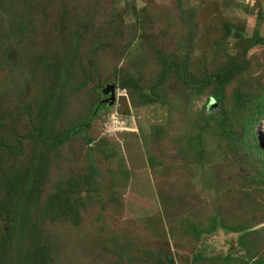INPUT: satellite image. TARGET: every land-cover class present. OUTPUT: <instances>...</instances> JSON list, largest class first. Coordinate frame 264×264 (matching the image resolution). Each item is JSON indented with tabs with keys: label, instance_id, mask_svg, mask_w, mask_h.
<instances>
[{
	"label": "rangeland",
	"instance_id": "rangeland-1",
	"mask_svg": "<svg viewBox=\"0 0 264 264\" xmlns=\"http://www.w3.org/2000/svg\"><path fill=\"white\" fill-rule=\"evenodd\" d=\"M255 35L264 40V0H0V183L38 180L19 210L13 201L2 205L21 227L13 240L19 250L0 248V264H32L42 252L47 264L264 261V154L241 157L231 138L218 134L216 118L201 146L191 148L204 111L234 112V88L264 94V43L247 42ZM165 59L187 61L189 76L229 60L248 66L211 110L212 87L198 93L174 72L152 104L117 90L115 103H103L92 121L91 143L79 133L48 150L27 136L40 127L50 138L79 124L107 97L104 87L128 75L151 92ZM233 131L241 136L245 127ZM254 134L264 142V118ZM6 157L15 158V174ZM81 187L77 221L45 212L49 197H73ZM215 219L256 231L254 245L248 237L243 247L244 231L222 226L193 232Z\"/></svg>",
	"mask_w": 264,
	"mask_h": 264
},
{
	"label": "trees",
	"instance_id": "trees-1",
	"mask_svg": "<svg viewBox=\"0 0 264 264\" xmlns=\"http://www.w3.org/2000/svg\"><path fill=\"white\" fill-rule=\"evenodd\" d=\"M232 28V27H231ZM59 35L58 33H56ZM248 42V48H252L257 44L264 43L263 37L255 35L250 39H247ZM188 62L182 61L177 62L174 60H167L165 59L162 64V71L159 75V80L151 85V92L145 91L139 83V80L135 78L133 75H128V77H124L119 81V84H117L118 88L117 90L125 89L126 91H129L132 101H138L143 104H152L153 102H156L159 100L160 94L159 89L162 86V84L167 80V78L173 74L174 72L178 73V78L182 83H184L187 87L195 90L198 93H202L206 88L212 87V94L211 98L207 104L209 106V110L213 109L215 106H217L219 103H221L224 100V92L226 90V87L234 83L237 78L241 75L242 71L245 70L248 66V61L244 62H238L235 60H229L226 61L225 64H222L217 69L212 71L211 73L205 75V76H198L193 75L189 76L188 74ZM188 75V76H187ZM136 90L138 94V98L135 100V97L133 96L132 92ZM262 90H245L241 87H236L232 91V107L234 112L224 110L221 116H215L211 112H205L202 114L203 123L200 124L197 127L198 132L195 133L193 138L196 140L194 143L191 144V148L194 150H197L201 146V135L202 131L204 129H207L211 120L217 119V130L218 134L220 136H229L231 138V148H235L237 152L240 153V156L243 158H246L248 162L253 161L254 158L258 153L264 154V142L261 141L256 135L254 134V130L256 127V124L259 123L264 118V94H262ZM105 105H108L104 103ZM206 106V107H207ZM103 107V103L97 102L92 107L90 113L80 122L79 124H76L74 126H70L63 132L53 136V137H46L42 133V128L36 129L35 132L29 133L28 137H34L38 141H40L48 150H56L60 148L61 145L65 144L67 141L71 140L72 138L76 137L79 133L84 137V139L87 142H92V140L89 138L88 133L90 130V127L92 125V121L97 115L98 111ZM233 113H236V117L233 116ZM199 123V122H198ZM241 124L245 127V133L239 136L234 130L235 124ZM198 125V124H197ZM207 126V127H206ZM14 149V148H13ZM185 150V149H184ZM19 151L17 148L14 150V152ZM190 154V153H189ZM194 156V157H193ZM201 156L196 153V155L192 154V160L196 164L197 162H200ZM7 160H12L8 157H6ZM13 161V171L14 174L19 169L16 166V160L14 158ZM1 162V160H0ZM32 170V169H31ZM90 170L92 177L94 178V184L97 183V178L94 173H97V168L93 164L92 161H90ZM33 171V170H32ZM12 176V175H11ZM10 176V177H11ZM36 179V180H35ZM37 177H34V181L32 180H15L7 178L6 180L2 181L0 183L1 189H3L5 192V195L7 196L6 201H4V196H1L0 200L2 203L0 204V248L7 251L8 254H14L15 249L19 250L18 248V241L13 242V240L16 237V234L18 230L17 228H20L21 226L17 224L18 219L14 221L13 214H10V211L5 210L2 208V205L5 207L6 202L8 205H11L12 201L16 205V211L21 208L23 203H27V201L31 200L30 193H33V190L38 188L37 185ZM263 182V181H261ZM83 190L82 187L78 191V189H75V193L73 191V197L70 196L69 198H59V196L54 195L53 197H49L46 201V207L45 212L47 214L53 213V216L56 215V217L60 216H66L67 219L71 221H77L80 217V210L81 207L84 205V199L80 196V191ZM88 192L90 191L89 188L85 189ZM244 193V192H243ZM74 194L76 198L74 197ZM245 195V193H244ZM72 198V200H71ZM75 198V201H74ZM252 197H250L247 201V204L250 206L252 205L251 201ZM241 199H239L240 202ZM4 201V202H3ZM243 202V201H242ZM10 221V223L13 221L15 222L14 227L11 226L12 223L9 225L10 227H5L3 225V221ZM219 226H222L224 228H227L232 231H244L242 239H240V243L243 247H246L248 245V237L250 242V247L254 245V242L251 240V236L256 233L254 230L247 231L246 228L242 225H227L223 221L219 219L213 220L212 226L207 227L205 229H201L198 227H192L193 232L200 236L203 232H212L214 229L218 228ZM15 243L16 246H15ZM14 245L12 248L13 250L8 253V246ZM250 253H252L251 249ZM248 252V251H246ZM41 261H36L32 264H42V263H48V258L46 257V252H42ZM251 259L253 256L250 257ZM226 259H230V257H226ZM264 261L262 259H258V261L255 264L263 263ZM196 263V260L193 264ZM254 263V261H253Z\"/></svg>",
	"mask_w": 264,
	"mask_h": 264
},
{
	"label": "water",
	"instance_id": "water-1",
	"mask_svg": "<svg viewBox=\"0 0 264 264\" xmlns=\"http://www.w3.org/2000/svg\"><path fill=\"white\" fill-rule=\"evenodd\" d=\"M103 93L108 96L101 100L100 103H107L109 105L114 104L117 96V85L115 83L107 84L103 89Z\"/></svg>",
	"mask_w": 264,
	"mask_h": 264
},
{
	"label": "flooded vegetation",
	"instance_id": "flooded-vegetation-1",
	"mask_svg": "<svg viewBox=\"0 0 264 264\" xmlns=\"http://www.w3.org/2000/svg\"><path fill=\"white\" fill-rule=\"evenodd\" d=\"M108 96V95H107Z\"/></svg>",
	"mask_w": 264,
	"mask_h": 264
}]
</instances>
